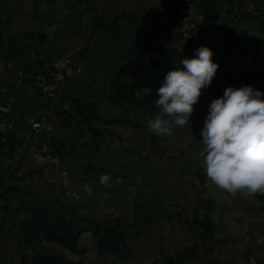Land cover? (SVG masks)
<instances>
[{
	"label": "rangeland",
	"instance_id": "obj_1",
	"mask_svg": "<svg viewBox=\"0 0 264 264\" xmlns=\"http://www.w3.org/2000/svg\"><path fill=\"white\" fill-rule=\"evenodd\" d=\"M230 1L234 3L235 0ZM34 2L35 0H0V32L3 37L33 29L36 25L32 10ZM170 2L174 3L172 0ZM52 6L57 21L48 29L49 33L63 26L70 13L66 0H55ZM173 7L174 5L171 8L167 6L166 0H100L96 17L101 22L104 18L110 19L107 22L103 21L102 27L98 29L102 31L99 36L101 43L111 42L115 38L112 36L114 31L111 18H118L115 27L126 37L132 33L133 26L138 27L140 24L144 28L145 23L154 17L165 19L168 16L167 12ZM227 9L225 7V14L217 23L206 26L207 35L202 40V46H206L217 37L218 42H221L220 46L225 44L234 52L226 54L220 71L217 70L213 77L218 97L214 96L210 85L202 88L197 103L193 105L189 125L173 129L170 135L157 136L146 128V123L151 118H143L135 112L127 113L125 116L132 118L136 126L99 123L100 126L116 131L121 135V140L116 137L113 141L107 139L109 149L103 150L100 153V160H93L94 163L113 165L123 161L121 163H128L134 167V172L129 177H119L116 182L109 181L106 184L102 183L101 177L98 181L85 180L81 171L89 162L94 147V135L81 118L71 119V125H68L64 118L56 113L53 105L41 109L45 122L40 140L48 146L51 137L57 138L59 142H65V159L62 166L71 173L70 187L81 195L78 201L81 203V210L95 218L133 224V227L127 230L128 255L125 258L111 254L100 256L90 233H83L80 236V244L85 249L82 256L68 251L59 244H48L53 250L63 251L69 258L82 260L84 264H161L176 250L192 243H199L198 234L189 220L196 208L201 214L202 199L213 197L217 201L214 212L216 234L208 245H201L200 259L190 264H204L212 256L218 257L223 264H264V195L258 193L254 196H245L238 191L233 196L215 185L206 175L203 163L205 153L200 143L203 139L201 130L209 106L214 99L223 95L227 87L252 85L254 89L264 94V81L256 78L252 70L244 69L237 59L242 53L238 48H248L252 51L260 50L264 61L262 43L264 25L262 18L254 16L260 13L251 14L253 16L250 13L246 14L240 20V17L234 14H227ZM87 19L85 17L81 20L82 27L86 25ZM8 20L9 24L6 22ZM37 23H40V20ZM138 35H141V31ZM192 36L190 33L175 36V45L183 51L189 43L188 38ZM117 37L125 40L124 37ZM104 48L107 50L109 47ZM185 56L188 59L194 58L187 53ZM64 57L72 60V53ZM179 68L183 70L185 66L179 63ZM93 77L94 73L85 69L77 83L86 80V83L91 84ZM100 107L101 113L108 117L123 113L115 101L108 97L101 100ZM4 126L0 123V130L4 129ZM24 137L32 153L26 159V166L31 167L34 163L33 153L37 150L40 140L37 134L31 133V127ZM128 147L136 150L137 154L129 153L126 149ZM69 151L72 154H68ZM139 155H148L149 164L144 162V159H138ZM129 157L135 160H130ZM198 172L205 174V183L200 182ZM43 176L26 178L35 201L42 203L49 199L58 204L59 199L65 200L64 184L59 172L54 176L52 173ZM139 203L145 205L151 214L150 224H140V214L134 212V206ZM155 203L158 205L155 206ZM12 205L16 207L19 201H12ZM19 219L18 215L6 221L0 217V224L8 228L4 232L7 234L5 239H0V264H20V255L16 250V234L13 230V222ZM134 220L137 221L134 223Z\"/></svg>",
	"mask_w": 264,
	"mask_h": 264
},
{
	"label": "trees",
	"instance_id": "obj_2",
	"mask_svg": "<svg viewBox=\"0 0 264 264\" xmlns=\"http://www.w3.org/2000/svg\"><path fill=\"white\" fill-rule=\"evenodd\" d=\"M66 1L70 10L67 21L65 20L63 26L53 33H49L48 29L57 21V15L52 6L55 0H35L32 10L36 25L32 30L18 32L15 35L8 34L7 37H3L0 32V55L12 60L25 74L35 75L46 72L53 62L72 53L70 62L73 66L81 67L82 73L85 69L94 73L91 84L86 83V80L77 83L82 74L67 81L62 87V92L58 94L53 108L68 125H71V119L81 118L95 137L89 162L81 171L85 180L98 181L105 173L110 182H116L119 177H129L134 172V167L128 163H121L123 161L113 165L94 163L93 160H100V153L103 150L109 149L107 139L113 141L116 137L121 140V135L116 131L100 126L99 123L110 125L123 123L136 126L132 118L125 116L131 112L146 119L153 118L159 113L155 102L159 98L157 89L163 83L165 74L174 68H179V63L186 58L185 53L196 57V50L202 46V40L207 35L206 26L217 23L225 14V7L228 8L227 14H234L240 17V20L242 16L250 12L245 10L244 0H236L234 3L230 0H201L196 9L205 15V21L200 26L204 27L202 31L199 27L190 32L193 36L188 38L189 43L182 51L175 45V36L168 37L164 45H155L143 32L140 24L138 27H132L131 34L122 36L115 27L117 17L111 18L112 31H114L112 36L115 38L111 42L101 43L99 36L102 31L98 29L102 27L103 21L107 22L110 19L104 18L101 22L96 17L100 0ZM166 1L170 8L172 5L178 8L183 3V0H172L173 4L170 0ZM255 1L257 11L250 15L258 13L261 6H264V1ZM85 17L88 19L86 25L82 27L81 20ZM38 20L40 23H37ZM9 21H6L7 24L10 23ZM140 31L141 35H138ZM117 36L124 37L125 40H120ZM234 38L236 39V36ZM220 44L216 37L206 45L213 51L212 60L218 64L219 71L226 54L234 52L225 44L223 46ZM105 46L109 48L104 50ZM238 51H242L241 54H260L258 50L252 51L248 48H238ZM252 71L256 78L264 81V73L259 70ZM9 78L0 74V100L11 106L9 115L0 114V123L5 125V128L0 130V217L6 221L11 217L20 216L19 220L13 222L20 264H84L82 260L76 261L69 258L65 252L53 250L48 246V244H59L68 251L82 256L85 253V249L80 244V236L83 233L92 235L100 256L111 254L125 258L128 255L127 230L131 229L133 224H121L109 219L92 217L81 210V203L78 202L80 199H70L65 194L67 200L59 199L58 204L49 199L39 203L35 201L34 195H31L29 191L31 187L26 183V178L41 176L45 168L53 166L38 165L34 159L31 167L26 166V159L32 153L24 134L31 127L28 121L29 116L36 114L38 119H41L44 116L41 109L52 105L50 101H44L37 87L31 93L21 90V86L15 81H11L5 87V82ZM27 81L33 83L31 79ZM210 86L214 96L218 97L216 82L212 81ZM106 97L115 101L122 109L121 115L108 117L101 113L100 102ZM37 111L40 113L37 114ZM3 117L8 118L7 123L3 122ZM38 136L40 140L42 134ZM41 141L38 142L37 149L41 148L43 143ZM49 146L53 154L59 155L61 159V165L55 167L60 170L65 159L66 144L51 137ZM126 149L129 153L137 154L131 147ZM68 154L72 153L69 151ZM129 159L135 160L131 157ZM138 159H144V162L149 164L148 155H139ZM197 176L202 184L205 183V174L198 172ZM12 201H19V205L13 207ZM200 207H202L201 214L196 208L193 217L189 220L198 234L200 244L192 243L176 250L161 264H190L200 259L201 245H208L217 231V223L214 219L217 201L213 197L204 198L201 200ZM134 212L140 214V224L151 223V214L145 205L140 203L135 205ZM136 221L134 220V223ZM5 230L8 228L0 224V239H5L7 235L4 233ZM204 264L223 263L218 257L212 256Z\"/></svg>",
	"mask_w": 264,
	"mask_h": 264
},
{
	"label": "clouds",
	"instance_id": "obj_3",
	"mask_svg": "<svg viewBox=\"0 0 264 264\" xmlns=\"http://www.w3.org/2000/svg\"><path fill=\"white\" fill-rule=\"evenodd\" d=\"M196 53L181 61L185 69L165 74L157 89L159 113L146 123L152 134L170 135L189 125L201 89L211 84L218 68L209 47L201 46ZM201 135L205 172L215 185L233 196L238 191L264 195V94L252 85L227 87L211 102Z\"/></svg>",
	"mask_w": 264,
	"mask_h": 264
},
{
	"label": "built area",
	"instance_id": "obj_4",
	"mask_svg": "<svg viewBox=\"0 0 264 264\" xmlns=\"http://www.w3.org/2000/svg\"><path fill=\"white\" fill-rule=\"evenodd\" d=\"M201 0H183V3L178 8L173 7L168 11V16L161 20L160 18H152L143 28L145 32L157 46L164 45L167 38L177 36L179 34H187L198 29L205 21L203 12L198 11L196 6ZM264 1V0H261ZM244 8L247 12L253 13L257 11L255 0H244ZM239 64L247 70H259L264 73V61L261 54L246 53L238 55ZM0 74L9 76L5 82L7 87L11 81H15L20 89L27 93L33 92L37 87L44 101L51 102L54 105L57 96L62 92V87L69 80L79 77L82 74L81 67H75L71 64L70 59L60 58L53 62L46 72H39L35 75L25 74L20 70L12 60L5 59L0 55ZM31 79L33 83L27 80ZM11 112V106L0 100V114L5 116ZM40 111H37V114ZM28 121L31 125V131L37 135L43 130L45 119H38L36 114L30 115ZM3 122L7 123L8 118L3 117ZM33 159L38 165L47 164L48 166L58 167L61 165L59 155H54L47 143H42L41 148L34 152ZM62 183L64 184V194L67 198L78 200L81 195L76 190L70 187L71 173L61 167L59 171ZM102 183H108L109 177L106 174L101 176Z\"/></svg>",
	"mask_w": 264,
	"mask_h": 264
},
{
	"label": "crops",
	"instance_id": "obj_5",
	"mask_svg": "<svg viewBox=\"0 0 264 264\" xmlns=\"http://www.w3.org/2000/svg\"><path fill=\"white\" fill-rule=\"evenodd\" d=\"M235 2H236V0H235ZM258 13H260V14H256V15H258L257 17H259V18H262V21H263V25H264V6H261V9L259 10V12ZM262 39V38H261ZM262 43H264V42H262ZM259 51V53H260V50H258ZM261 54V53H260ZM51 148V147H50ZM57 172H59V168H55V167H50V168H45L44 169V172L42 173V175H41V178H43L44 176V174L45 175H48V174H50V173H52V175L54 176L55 175V173H57ZM46 181L48 180V179H45ZM49 181V180H48Z\"/></svg>",
	"mask_w": 264,
	"mask_h": 264
}]
</instances>
